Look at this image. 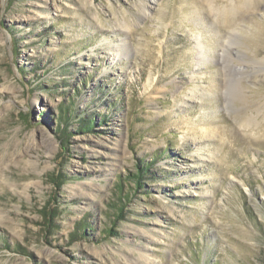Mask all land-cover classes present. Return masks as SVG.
Instances as JSON below:
<instances>
[{"label":"rangeland","instance_id":"obj_1","mask_svg":"<svg viewBox=\"0 0 264 264\" xmlns=\"http://www.w3.org/2000/svg\"><path fill=\"white\" fill-rule=\"evenodd\" d=\"M0 264H264V0H0Z\"/></svg>","mask_w":264,"mask_h":264},{"label":"trees","instance_id":"obj_2","mask_svg":"<svg viewBox=\"0 0 264 264\" xmlns=\"http://www.w3.org/2000/svg\"><path fill=\"white\" fill-rule=\"evenodd\" d=\"M91 124H92V121H88V122H83L82 123V127H80V128H82V130H87V129H89V125L91 126Z\"/></svg>","mask_w":264,"mask_h":264},{"label":"bare ground","instance_id":"obj_3","mask_svg":"<svg viewBox=\"0 0 264 264\" xmlns=\"http://www.w3.org/2000/svg\"><path fill=\"white\" fill-rule=\"evenodd\" d=\"M116 155V154H115Z\"/></svg>","mask_w":264,"mask_h":264}]
</instances>
